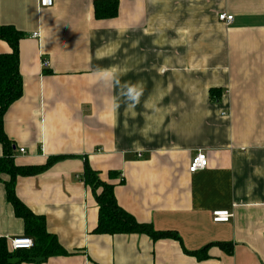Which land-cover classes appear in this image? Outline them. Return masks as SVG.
<instances>
[{
    "label": "crops",
    "instance_id": "1",
    "mask_svg": "<svg viewBox=\"0 0 264 264\" xmlns=\"http://www.w3.org/2000/svg\"><path fill=\"white\" fill-rule=\"evenodd\" d=\"M94 1L0 0V24L22 33L23 93L3 119L14 163L61 157L18 175L15 192L68 252L20 251L11 264H264V0H118L102 19ZM199 151L208 165L190 172ZM86 164L137 221L173 236L97 233ZM9 180L0 175V237L12 249L35 239ZM215 210L232 217L214 222Z\"/></svg>",
    "mask_w": 264,
    "mask_h": 264
},
{
    "label": "trees",
    "instance_id": "2",
    "mask_svg": "<svg viewBox=\"0 0 264 264\" xmlns=\"http://www.w3.org/2000/svg\"><path fill=\"white\" fill-rule=\"evenodd\" d=\"M118 0H95L94 11L98 19L112 18L117 15ZM22 37L21 31L12 25L0 24V39L6 40L11 46V52L0 53V144L3 155L0 157V175L8 174L10 180L5 182L7 198L14 207L15 214L25 223V231L35 239L34 246L28 250H12L6 238L0 237V264H11V259L20 251H30L23 258L35 261L36 258L47 259L50 256L68 254L59 244L55 235L46 228L44 216L35 214L16 195L15 183L18 175H33L49 168L61 157H50L45 164L18 166L14 163L15 146L4 132L3 119L7 108L23 93V80L19 71L18 42ZM217 89H211V99L216 100ZM111 178L117 172L109 173ZM84 181L94 192L99 206L98 225L95 229L101 234L115 233H146L152 238L173 236L171 231H157L151 224L142 223L121 207L115 196V185L103 180L99 171L86 164L83 175Z\"/></svg>",
    "mask_w": 264,
    "mask_h": 264
},
{
    "label": "built area",
    "instance_id": "3",
    "mask_svg": "<svg viewBox=\"0 0 264 264\" xmlns=\"http://www.w3.org/2000/svg\"><path fill=\"white\" fill-rule=\"evenodd\" d=\"M41 6H51L53 0H39ZM219 20L225 23H231L233 21V15L227 13H220ZM44 65H47V61H44ZM24 152V149H20ZM208 165L207 155L203 151L197 152V154L192 158L189 165L190 172H197L199 170L205 169ZM213 221L214 222H228L232 217V213L229 210H215L213 211ZM11 246L14 250H28L34 246V241L29 236H19L14 237L11 240Z\"/></svg>",
    "mask_w": 264,
    "mask_h": 264
}]
</instances>
